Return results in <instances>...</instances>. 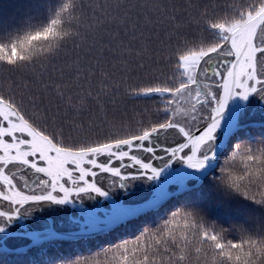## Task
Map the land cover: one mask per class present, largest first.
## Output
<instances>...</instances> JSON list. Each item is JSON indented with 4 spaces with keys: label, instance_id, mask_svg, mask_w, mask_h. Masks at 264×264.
I'll return each instance as SVG.
<instances>
[{
    "label": "snow or ice",
    "instance_id": "6c2138e0",
    "mask_svg": "<svg viewBox=\"0 0 264 264\" xmlns=\"http://www.w3.org/2000/svg\"><path fill=\"white\" fill-rule=\"evenodd\" d=\"M0 264H264V0H45L0 29Z\"/></svg>",
    "mask_w": 264,
    "mask_h": 264
},
{
    "label": "trees",
    "instance_id": "16d2710c",
    "mask_svg": "<svg viewBox=\"0 0 264 264\" xmlns=\"http://www.w3.org/2000/svg\"><path fill=\"white\" fill-rule=\"evenodd\" d=\"M180 0H177L179 3ZM45 0H0V29L2 28H12L21 25L26 19L32 18L33 21H38L42 19L44 13ZM161 38L163 37V32H161ZM141 40H146L147 47L149 48V54L153 55V59L156 60L158 57L155 55V52L162 47L159 43V40L155 36H152L150 33L145 32L144 37L138 38L136 41H133V45L139 46ZM119 51V50H117ZM110 70L111 63L107 65ZM151 60L146 61L145 72H151L154 67ZM163 67L162 64L159 65ZM119 65L117 66V68ZM120 73L117 71V76ZM134 79L130 80L129 83H137L139 79L147 78L140 73L131 74ZM158 103L155 100H143V99H134V98H125L123 104H121V111L126 114V118L132 120H141V119H156L162 113H157L156 109ZM211 211L219 216L223 220L246 217L250 223L255 222L260 216L261 213L259 210L248 206L246 208H234L232 206L220 205L212 203L210 204ZM103 241H97V243H102ZM79 247L73 248L71 246H64L59 251L61 254L70 255L74 251H80Z\"/></svg>",
    "mask_w": 264,
    "mask_h": 264
},
{
    "label": "flooded vegetation",
    "instance_id": "af4514ba",
    "mask_svg": "<svg viewBox=\"0 0 264 264\" xmlns=\"http://www.w3.org/2000/svg\"><path fill=\"white\" fill-rule=\"evenodd\" d=\"M162 139H164V138H162ZM173 137L172 136H168L167 138H166V142H168V143H172L173 142ZM66 246H68V245H66Z\"/></svg>",
    "mask_w": 264,
    "mask_h": 264
}]
</instances>
